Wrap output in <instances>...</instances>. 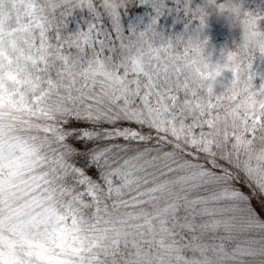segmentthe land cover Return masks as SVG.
Listing matches in <instances>:
<instances>
[{"label":"snow or ice","instance_id":"6c2138e0","mask_svg":"<svg viewBox=\"0 0 264 264\" xmlns=\"http://www.w3.org/2000/svg\"><path fill=\"white\" fill-rule=\"evenodd\" d=\"M193 3L0 0V264H264V45Z\"/></svg>","mask_w":264,"mask_h":264},{"label":"clouds","instance_id":"9594fccd","mask_svg":"<svg viewBox=\"0 0 264 264\" xmlns=\"http://www.w3.org/2000/svg\"><path fill=\"white\" fill-rule=\"evenodd\" d=\"M100 6L106 14L119 13L128 0H98ZM247 0H201L200 7L193 9L195 18L200 23H208L210 17L215 16L222 19L224 26L230 31L239 34V41L243 45L260 46L264 45V29L258 24L255 16L251 15L247 9ZM202 32L194 31L192 43H198L202 38ZM221 73H216L209 86L215 87L222 84L218 77Z\"/></svg>","mask_w":264,"mask_h":264},{"label":"rangeland","instance_id":"374dc122","mask_svg":"<svg viewBox=\"0 0 264 264\" xmlns=\"http://www.w3.org/2000/svg\"><path fill=\"white\" fill-rule=\"evenodd\" d=\"M201 0H194L193 6L195 4H200ZM247 7H251L254 10L264 9V0H247ZM86 13H80L79 11L75 12L72 17L69 18V31L76 30V24L79 21L81 28H86V24L82 22V17H86ZM223 20H218L215 16L210 17L208 21V25L204 30L203 35L206 36L209 40V48H215L219 50L222 47H231L233 42L239 41V34L237 32L230 31L223 24ZM164 26L169 29L172 28V19L168 18L164 20ZM191 27H196V23L194 22ZM264 27V25H262ZM183 30V24L177 23L175 24V31L179 32ZM194 32V31H193ZM192 32V34H193ZM191 34V36H192ZM261 66L258 64L257 69H260ZM257 84H259V80H257Z\"/></svg>","mask_w":264,"mask_h":264}]
</instances>
